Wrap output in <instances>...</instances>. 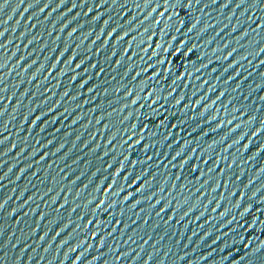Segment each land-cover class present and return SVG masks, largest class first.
Masks as SVG:
<instances>
[{
  "label": "water",
  "instance_id": "obj_1",
  "mask_svg": "<svg viewBox=\"0 0 264 264\" xmlns=\"http://www.w3.org/2000/svg\"><path fill=\"white\" fill-rule=\"evenodd\" d=\"M237 4L9 0L0 264H264V2Z\"/></svg>",
  "mask_w": 264,
  "mask_h": 264
},
{
  "label": "snow or ice",
  "instance_id": "obj_2",
  "mask_svg": "<svg viewBox=\"0 0 264 264\" xmlns=\"http://www.w3.org/2000/svg\"><path fill=\"white\" fill-rule=\"evenodd\" d=\"M20 2H21V4H23L25 2V0H20ZM176 2L180 3L181 6H183V4H185V3H187L190 7L193 2H195L196 4H199L201 2V0H176ZM232 2H233V0H229V4H231ZM243 2H244V0H241V4H237L236 7L237 8L242 7ZM249 2H250V0H249ZM261 2H264V0H257V3H261ZM8 3H9V0H4V4L0 5V12L3 11L4 6H6ZM213 3H216V0H213ZM225 7H228V5H225ZM25 11H27V9H25ZM41 11H44V9H41ZM153 11H155V9ZM160 14L164 15L165 13L162 12ZM177 15H179V13H177ZM169 18L171 19V17H169ZM9 19H11V17H9ZM157 23H159V21H157ZM197 23H200V21H197ZM193 27H196V25L194 24ZM177 31H179V29H177ZM189 31H191V29H189ZM2 35H3V32H0V36H2ZM69 35H71V33ZM229 55H231V53H229ZM77 67H79V65H77ZM134 103H135V101H134ZM37 119H39V117H37ZM0 143H2V141H0ZM177 155H179V153ZM9 171H11V169H9ZM0 179H2V177H0ZM2 208H3V205L0 204V209H2ZM89 223H92V222L89 221ZM56 235L59 236L60 234L57 233ZM41 239H43V237H41ZM78 247H81V246H78ZM76 250L77 249H71L70 251L75 252ZM81 257H85L83 251H81L80 255L76 257V259L78 261H80V264H83V260L81 259ZM65 258L68 259L67 255Z\"/></svg>",
  "mask_w": 264,
  "mask_h": 264
}]
</instances>
